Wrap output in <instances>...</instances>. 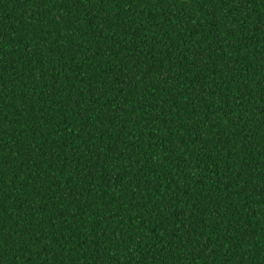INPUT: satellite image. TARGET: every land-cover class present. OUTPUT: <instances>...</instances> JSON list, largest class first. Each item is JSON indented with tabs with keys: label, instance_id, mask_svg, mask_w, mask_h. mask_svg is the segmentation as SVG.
Wrapping results in <instances>:
<instances>
[{
	"label": "trees",
	"instance_id": "16d2710c",
	"mask_svg": "<svg viewBox=\"0 0 264 264\" xmlns=\"http://www.w3.org/2000/svg\"><path fill=\"white\" fill-rule=\"evenodd\" d=\"M0 264H264V0H0Z\"/></svg>",
	"mask_w": 264,
	"mask_h": 264
}]
</instances>
